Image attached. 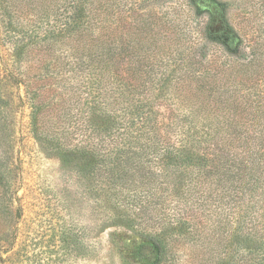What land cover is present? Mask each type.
<instances>
[{"label": "trees", "instance_id": "trees-1", "mask_svg": "<svg viewBox=\"0 0 264 264\" xmlns=\"http://www.w3.org/2000/svg\"><path fill=\"white\" fill-rule=\"evenodd\" d=\"M213 1L211 32L238 35L230 2ZM237 1L250 7V20L264 3ZM209 4L0 0V249L18 236L23 213L17 167L4 156L7 116L18 98L29 105L33 135L71 166L97 203L102 195L112 215L123 206L150 210L135 196L146 198L163 182L173 181L172 198L187 189L197 200L200 192L203 202L185 196L181 206L157 202L150 210L155 223L145 231L159 251L193 240L215 219L218 246L210 256L208 245L196 252L197 264H264V53L222 78L200 69L204 60L195 50L182 59L165 56L173 72L162 75L157 94L144 63L151 45L163 56L180 42L185 25ZM222 17L226 28H215ZM139 46L147 47L135 53ZM163 99L174 104L164 106Z\"/></svg>", "mask_w": 264, "mask_h": 264}, {"label": "rangeland", "instance_id": "rangeland-1", "mask_svg": "<svg viewBox=\"0 0 264 264\" xmlns=\"http://www.w3.org/2000/svg\"><path fill=\"white\" fill-rule=\"evenodd\" d=\"M209 1L210 4L204 6L185 25L181 41H176L165 55H158L159 50L155 45L149 48L150 58L144 59V63L155 83L153 92L156 94L161 88L162 75L173 72L172 66L163 64L165 56L182 59L187 57L188 51L195 50L204 60L200 69L222 78L228 76L239 63L264 53L262 1H259L258 5L261 6L259 10H254L250 20L251 9L248 5H241L237 0H227L230 2L228 10L232 12L234 24L238 27V35L231 37L228 33L211 32L215 14L211 6L214 1ZM219 27L226 28L223 17L221 24L215 28ZM202 29L207 32L210 41L199 38L203 35ZM227 45L231 48H227ZM143 49L139 46L135 53L142 52ZM136 58L139 59V55ZM220 86L221 84H213L217 92L222 89ZM17 92L24 96L23 85ZM160 101L164 106L174 104L165 99ZM9 115L7 121L11 122V129L7 133L10 144L9 152L4 153V156L6 161L13 162L17 167L18 201L23 207V213L15 223L18 236L11 237L0 249V264H197L196 252L200 256L208 245L206 255L210 256L212 248L218 246L219 240H215L222 234V229L219 230L215 219L205 221V225H209L193 240H179L174 248L168 245V253L165 249L159 251L155 248L152 240L147 237L145 230L150 227L149 222L155 223L148 219V214L155 209L157 202L160 208L168 209L170 206H181L186 198L192 199L188 200L192 203L198 202V199L203 202L204 197L200 192L196 193L197 200L188 198L191 192L187 189H183L186 198L180 194L172 198L173 181L163 182L152 195L146 198L135 196L136 202L142 203L146 209L151 208L150 210L139 213L131 207L123 206L115 208L116 213L113 212L112 215V211L109 212L102 205V195L101 202L97 203L84 184L77 181V175L71 166L56 151L49 149L43 140L33 135L28 104L17 98ZM219 190L218 187L216 192ZM212 198L216 200L212 201ZM212 198L209 200L218 208L219 198ZM135 201H132L135 203L133 207L136 205ZM158 226L161 228V225ZM202 235L205 237L200 238Z\"/></svg>", "mask_w": 264, "mask_h": 264}]
</instances>
